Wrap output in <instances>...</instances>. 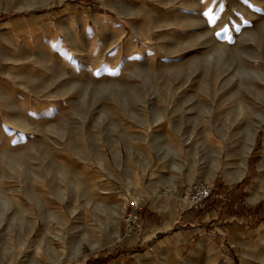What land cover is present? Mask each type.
Here are the masks:
<instances>
[{"label":"rangeland","instance_id":"obj_1","mask_svg":"<svg viewBox=\"0 0 264 264\" xmlns=\"http://www.w3.org/2000/svg\"><path fill=\"white\" fill-rule=\"evenodd\" d=\"M0 264H264V0H0Z\"/></svg>","mask_w":264,"mask_h":264},{"label":"built area","instance_id":"obj_2","mask_svg":"<svg viewBox=\"0 0 264 264\" xmlns=\"http://www.w3.org/2000/svg\"><path fill=\"white\" fill-rule=\"evenodd\" d=\"M213 185L207 181L193 182L188 189L183 192V199L187 203L188 209L193 212L201 211L206 207L207 201L212 197ZM218 198L217 195H214ZM128 211L123 216L124 235L131 237L140 230V213L142 205L137 200H129Z\"/></svg>","mask_w":264,"mask_h":264},{"label":"bare ground","instance_id":"obj_3","mask_svg":"<svg viewBox=\"0 0 264 264\" xmlns=\"http://www.w3.org/2000/svg\"><path fill=\"white\" fill-rule=\"evenodd\" d=\"M125 237V236H124Z\"/></svg>","mask_w":264,"mask_h":264}]
</instances>
